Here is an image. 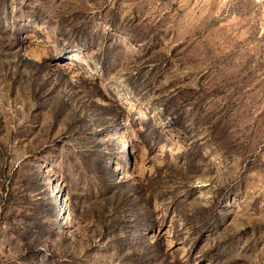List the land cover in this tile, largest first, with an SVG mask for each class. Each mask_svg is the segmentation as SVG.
Here are the masks:
<instances>
[{
  "label": "rangeland",
  "instance_id": "1",
  "mask_svg": "<svg viewBox=\"0 0 264 264\" xmlns=\"http://www.w3.org/2000/svg\"><path fill=\"white\" fill-rule=\"evenodd\" d=\"M0 264H264V0H0Z\"/></svg>",
  "mask_w": 264,
  "mask_h": 264
}]
</instances>
